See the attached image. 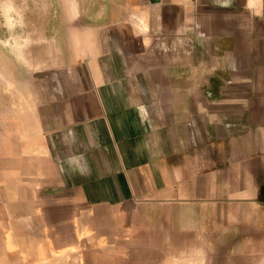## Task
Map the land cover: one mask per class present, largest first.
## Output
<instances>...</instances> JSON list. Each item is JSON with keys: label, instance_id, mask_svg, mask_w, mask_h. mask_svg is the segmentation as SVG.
<instances>
[{"label": "crops", "instance_id": "0c3cea01", "mask_svg": "<svg viewBox=\"0 0 264 264\" xmlns=\"http://www.w3.org/2000/svg\"><path fill=\"white\" fill-rule=\"evenodd\" d=\"M79 3L1 104V243L63 264H264V0Z\"/></svg>", "mask_w": 264, "mask_h": 264}, {"label": "rangeland", "instance_id": "374dc122", "mask_svg": "<svg viewBox=\"0 0 264 264\" xmlns=\"http://www.w3.org/2000/svg\"><path fill=\"white\" fill-rule=\"evenodd\" d=\"M0 0V108L5 105L16 107V85L13 75H16L19 61H30L39 45L48 36V28L61 26L59 18L62 13L78 9L86 4L82 0ZM262 2V1H261ZM5 230V229H4ZM0 223V264H63L62 261L31 259L38 253L19 254L9 249L1 242ZM21 255V256H19ZM30 258V259H29Z\"/></svg>", "mask_w": 264, "mask_h": 264}]
</instances>
